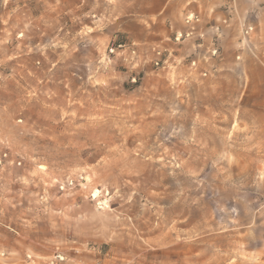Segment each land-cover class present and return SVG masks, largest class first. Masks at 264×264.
<instances>
[{"label": "rangeland", "instance_id": "374dc122", "mask_svg": "<svg viewBox=\"0 0 264 264\" xmlns=\"http://www.w3.org/2000/svg\"><path fill=\"white\" fill-rule=\"evenodd\" d=\"M64 1L0 0V264H264V0L179 63L141 0L112 34Z\"/></svg>", "mask_w": 264, "mask_h": 264}, {"label": "crops", "instance_id": "0c3cea01", "mask_svg": "<svg viewBox=\"0 0 264 264\" xmlns=\"http://www.w3.org/2000/svg\"><path fill=\"white\" fill-rule=\"evenodd\" d=\"M40 1L46 2V0ZM241 8V0H141V5L136 13L146 18H158V23L162 28L156 34L161 37L160 42L162 43L173 32L187 30L183 24L185 15L194 14L199 17L200 22L195 25L193 38L182 42L175 48L173 59L179 63L190 55L195 56L196 53L203 59L212 60L209 53L212 49L213 39L217 50L221 51L229 31L240 27ZM61 10L68 19L75 21L77 33L84 32L85 17L88 14H92V16L101 14L102 16V19L98 18L101 23L98 25L94 21V25L89 27L90 30L101 28L109 34L115 32L113 29L117 18V7L111 0H65L61 4ZM215 27H218L220 31L217 35L214 32ZM199 35H203L202 40L198 39ZM12 251L17 255L21 253L22 249ZM33 254L34 257L46 258L36 249Z\"/></svg>", "mask_w": 264, "mask_h": 264}, {"label": "built area", "instance_id": "2783aa9c", "mask_svg": "<svg viewBox=\"0 0 264 264\" xmlns=\"http://www.w3.org/2000/svg\"><path fill=\"white\" fill-rule=\"evenodd\" d=\"M199 22H200V19L198 16H196L194 14L185 15L183 18V24L187 30L185 32H182V31L173 32V34L171 36L167 37L166 42L171 43L175 46H178L186 40H191L194 36V33H195V25L198 24ZM251 30H252L251 27L246 28L243 31V35L244 36L248 35L249 32H251ZM214 32L216 35L219 34V32H220L219 28L215 27ZM202 38H203V35L198 36L199 40H202ZM215 38H216V36H215ZM214 43H215V41L213 39L212 49L210 50V57L211 58L215 57L218 53V50H217ZM123 47H124L123 45L118 44L114 48H111L109 50V53L113 54L114 51L122 49ZM171 51H172V48H170L166 45H162V46L157 47L156 49H153L154 59L151 62L153 63L154 67L164 68L168 62L169 57L171 56ZM196 64H197V62L195 60L189 61V67L191 69H195ZM201 75L203 77H205L206 72L204 71ZM3 158H6V155H3ZM0 163H1V160H0ZM73 187H74L73 181H69L67 184L61 185L59 187V190L62 191L65 188H73ZM33 258L41 261V264H69V262H70L68 257L66 255H64L58 248H56L53 251V253L46 258L32 257L31 255H26V259L28 261H34ZM95 264H101V263L97 262Z\"/></svg>", "mask_w": 264, "mask_h": 264}, {"label": "bare ground", "instance_id": "6f19581e", "mask_svg": "<svg viewBox=\"0 0 264 264\" xmlns=\"http://www.w3.org/2000/svg\"><path fill=\"white\" fill-rule=\"evenodd\" d=\"M95 197H96V193H95Z\"/></svg>", "mask_w": 264, "mask_h": 264}]
</instances>
